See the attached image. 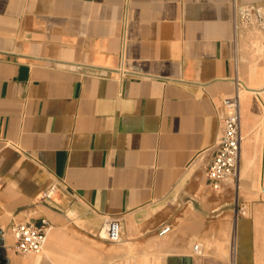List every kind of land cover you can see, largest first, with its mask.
<instances>
[{
  "label": "crops",
  "instance_id": "obj_1",
  "mask_svg": "<svg viewBox=\"0 0 264 264\" xmlns=\"http://www.w3.org/2000/svg\"><path fill=\"white\" fill-rule=\"evenodd\" d=\"M235 2L264 7L0 0L8 264H264V37L248 46L255 29ZM236 76L246 84L240 179L215 190L205 168ZM43 218L52 223L45 249L16 253L12 224ZM115 218L123 234L112 243L100 232Z\"/></svg>",
  "mask_w": 264,
  "mask_h": 264
},
{
  "label": "built area",
  "instance_id": "obj_2",
  "mask_svg": "<svg viewBox=\"0 0 264 264\" xmlns=\"http://www.w3.org/2000/svg\"><path fill=\"white\" fill-rule=\"evenodd\" d=\"M235 11L240 15L242 22L248 29H255L264 32V7L259 4H246L239 9L234 3ZM238 8V9H237ZM235 27H238L234 20ZM235 92L221 102L222 126L217 141L212 146V157L206 165L207 184L215 189L221 190L225 184L232 183L235 187L240 179V163L242 153V130H241V92L246 84L238 76L235 77ZM59 185L54 183L41 196V201L51 200ZM52 223L49 219L43 218L40 224L30 220L18 221L12 224L11 229L14 235V250L21 255L40 253L45 249L47 237ZM171 226H164L160 234L170 231ZM105 236L101 237L118 242L122 238L123 225L120 219H110L102 228ZM101 230V231H102ZM195 249L200 251L199 245ZM237 246L232 245V253L235 255Z\"/></svg>",
  "mask_w": 264,
  "mask_h": 264
},
{
  "label": "rangeland",
  "instance_id": "obj_3",
  "mask_svg": "<svg viewBox=\"0 0 264 264\" xmlns=\"http://www.w3.org/2000/svg\"><path fill=\"white\" fill-rule=\"evenodd\" d=\"M254 31H258V30H250L249 36H247L248 37V46L251 47V48L256 47L258 45V43H259V39L261 37H264V36H254L255 35ZM258 35H261V34L259 33ZM180 223H181V219H180ZM175 232L176 231H172L171 233H167L165 238H169L170 234H173ZM160 239H162V237H160ZM112 243H114V242H112ZM19 255H21V254H19ZM37 255H39V253ZM21 256H24V255H21Z\"/></svg>",
  "mask_w": 264,
  "mask_h": 264
},
{
  "label": "water",
  "instance_id": "obj_4",
  "mask_svg": "<svg viewBox=\"0 0 264 264\" xmlns=\"http://www.w3.org/2000/svg\"><path fill=\"white\" fill-rule=\"evenodd\" d=\"M1 234L2 232L0 230V246H1V251H2V255L0 256V261L2 264H8V260L4 257L3 239H2Z\"/></svg>",
  "mask_w": 264,
  "mask_h": 264
},
{
  "label": "bare ground",
  "instance_id": "obj_5",
  "mask_svg": "<svg viewBox=\"0 0 264 264\" xmlns=\"http://www.w3.org/2000/svg\"><path fill=\"white\" fill-rule=\"evenodd\" d=\"M101 235H102V236H105V232H104V230L101 231Z\"/></svg>",
  "mask_w": 264,
  "mask_h": 264
}]
</instances>
